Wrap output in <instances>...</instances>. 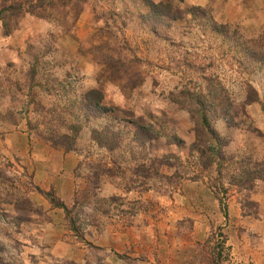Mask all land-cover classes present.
<instances>
[{
  "label": "rangeland",
  "instance_id": "obj_1",
  "mask_svg": "<svg viewBox=\"0 0 264 264\" xmlns=\"http://www.w3.org/2000/svg\"><path fill=\"white\" fill-rule=\"evenodd\" d=\"M261 161L264 0H0V264H264Z\"/></svg>",
  "mask_w": 264,
  "mask_h": 264
},
{
  "label": "trees",
  "instance_id": "obj_2",
  "mask_svg": "<svg viewBox=\"0 0 264 264\" xmlns=\"http://www.w3.org/2000/svg\"><path fill=\"white\" fill-rule=\"evenodd\" d=\"M186 107L192 117V120L194 122V133H195V139L198 142V144L208 143V144H217L216 148L212 147L213 150H211L207 156H206V162L205 163H215L218 166H221L219 160H222L224 158V154L221 151V145L219 141V136L214 130V128L210 125L209 119L212 117H208V115L205 113V111H209L212 109L213 106H215L214 102H210L209 105H206L199 101H193V102H186ZM218 106L221 109L225 108V103L222 101L218 102ZM204 109H206L204 111ZM70 130L74 131L73 134H67L65 133L63 135L59 134H50L47 137V140L52 142L53 144L60 143L61 146H66L67 149L69 147L73 146V143L76 139V134L78 133L79 128L73 126V128H70ZM65 139H63V138ZM64 144V145H63ZM212 144V145H213ZM64 146V147H65ZM216 159V160H215ZM254 168H250V166L246 165V169L243 168V164L241 165L242 168H233L232 169V175L235 173H238V177H234L235 180L233 183H230V185L235 186L240 189L247 188L252 184V182L257 180H263L264 181V161L262 162H253L252 163ZM262 167V168H261ZM38 189V188H36ZM221 200V199H220ZM220 204H223L222 201H220Z\"/></svg>",
  "mask_w": 264,
  "mask_h": 264
}]
</instances>
